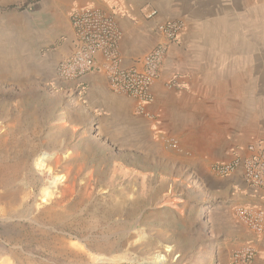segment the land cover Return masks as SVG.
<instances>
[{
    "label": "rangeland",
    "instance_id": "1",
    "mask_svg": "<svg viewBox=\"0 0 264 264\" xmlns=\"http://www.w3.org/2000/svg\"><path fill=\"white\" fill-rule=\"evenodd\" d=\"M100 1L0 0V264L222 263L233 222L205 174L213 143L264 141V0L194 14L213 88L154 153H133L124 122L80 112L54 77L70 10Z\"/></svg>",
    "mask_w": 264,
    "mask_h": 264
},
{
    "label": "crops",
    "instance_id": "2",
    "mask_svg": "<svg viewBox=\"0 0 264 264\" xmlns=\"http://www.w3.org/2000/svg\"><path fill=\"white\" fill-rule=\"evenodd\" d=\"M94 4L113 13L122 32L119 48L125 66L132 65L156 44L159 39L155 31L157 21L173 19L184 25L179 40L168 46L159 76L151 86L153 101L144 107L143 113L138 111L136 99L114 92L101 71H93L83 78L82 94L76 92L73 83L54 76L60 91L68 92L69 99L74 95L71 98L73 107L88 115L95 112L99 118L108 119L113 127L124 122L132 137L131 151L154 153V147L151 149L147 144L161 146L165 138L179 137L189 122L196 118L198 106L213 88V82L207 77L206 65L212 56L208 54L206 41L198 37L199 25L194 22V14L203 13L210 7L220 8L223 0H101ZM145 6L157 9L156 18L146 17ZM69 27L66 36L56 46L54 71L57 62L74 50L76 41L70 21ZM97 60H101L99 55ZM171 79L174 80L172 85L169 84ZM240 146L244 145L239 144L236 148ZM213 148V158L226 159L232 154L228 146L219 147L213 143ZM205 185L211 193V208L217 210L220 217L233 222V241L224 247L225 256L219 264H229L230 254L244 244H251L256 250L252 264H264V237L257 235L234 215V209L239 205L264 210V189L254 190L247 186L240 172L220 177L208 171Z\"/></svg>",
    "mask_w": 264,
    "mask_h": 264
},
{
    "label": "built area",
    "instance_id": "3",
    "mask_svg": "<svg viewBox=\"0 0 264 264\" xmlns=\"http://www.w3.org/2000/svg\"><path fill=\"white\" fill-rule=\"evenodd\" d=\"M146 17L156 18L157 9L145 6ZM70 25L75 37L74 50L55 66L54 76L71 82L76 92H84L83 78L93 72H103L114 92L133 97L138 102V111L153 101L151 86L158 78L160 67L168 46L179 40L184 29L178 20L157 21L155 31L159 34L156 44L132 65L125 66L119 44L122 32L113 13L104 11L94 3L74 6L69 12ZM101 60H97V56ZM169 84H174L171 79ZM210 171L220 177L240 172L243 182L250 188L264 189V141L255 139L247 145L233 149L229 158L217 160ZM237 220L257 235L264 237V210L247 205L234 209ZM256 250L251 244L235 249L229 264H252Z\"/></svg>",
    "mask_w": 264,
    "mask_h": 264
}]
</instances>
